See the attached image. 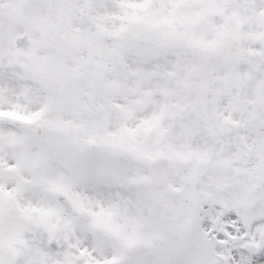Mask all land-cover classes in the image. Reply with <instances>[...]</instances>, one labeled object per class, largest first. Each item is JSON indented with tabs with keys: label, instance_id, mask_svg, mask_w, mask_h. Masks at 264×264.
<instances>
[{
	"label": "snow or ice",
	"instance_id": "1",
	"mask_svg": "<svg viewBox=\"0 0 264 264\" xmlns=\"http://www.w3.org/2000/svg\"><path fill=\"white\" fill-rule=\"evenodd\" d=\"M0 264H264V0H0Z\"/></svg>",
	"mask_w": 264,
	"mask_h": 264
}]
</instances>
